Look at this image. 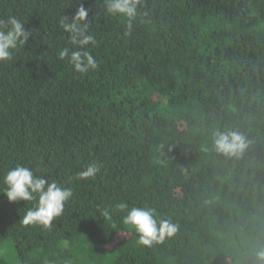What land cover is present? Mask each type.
Here are the masks:
<instances>
[{"label":"trees","instance_id":"1","mask_svg":"<svg viewBox=\"0 0 264 264\" xmlns=\"http://www.w3.org/2000/svg\"><path fill=\"white\" fill-rule=\"evenodd\" d=\"M81 3L87 74L58 55ZM10 16L31 37L0 62V264H264V0H139L131 29L105 0H0ZM216 131L247 147L217 152ZM16 166L72 189L50 227L3 195ZM119 203L177 230L139 245Z\"/></svg>","mask_w":264,"mask_h":264},{"label":"clouds","instance_id":"2","mask_svg":"<svg viewBox=\"0 0 264 264\" xmlns=\"http://www.w3.org/2000/svg\"><path fill=\"white\" fill-rule=\"evenodd\" d=\"M138 3L139 0H105V7L108 14L124 18L128 29H131ZM87 17L88 10L81 3L71 19L64 16L60 20V27L69 34L70 43L78 47L75 50L64 47L58 53L59 58H68L74 71L80 74L95 71L98 67L97 60L85 47L96 43L94 36L87 32ZM30 37L31 31L26 30L24 23L16 17L0 19V62L11 60L13 50L24 46ZM213 143L217 152L229 156L236 155L247 147L245 138L235 131L214 132ZM99 172V164L93 161L85 170L78 173V176L81 179H89L94 178ZM3 179L6 188L2 193L10 203L37 202L25 213L22 221L24 225L39 224L50 227L52 221L62 215L65 203L73 195L71 188L61 187L56 181L49 182L43 176L34 175L31 169L24 166L10 169ZM116 207L121 211L127 210L123 224L136 230L138 233L136 242L139 245L150 246L153 242L160 243L166 236H172L177 230L176 225L168 220L158 221L153 209L135 206L128 209L126 203H119ZM100 214L106 220H111L109 209L100 210ZM112 227H116L115 223ZM256 255L259 260L264 261V250L258 251Z\"/></svg>","mask_w":264,"mask_h":264}]
</instances>
